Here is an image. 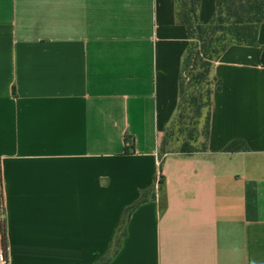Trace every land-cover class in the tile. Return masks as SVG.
Returning <instances> with one entry per match:
<instances>
[{"label":"crops","instance_id":"crops-1","mask_svg":"<svg viewBox=\"0 0 264 264\" xmlns=\"http://www.w3.org/2000/svg\"><path fill=\"white\" fill-rule=\"evenodd\" d=\"M189 42L175 0H0L7 264L97 262L151 188L108 264H264V20L212 67L208 150L163 157Z\"/></svg>","mask_w":264,"mask_h":264},{"label":"trees","instance_id":"trees-1","mask_svg":"<svg viewBox=\"0 0 264 264\" xmlns=\"http://www.w3.org/2000/svg\"><path fill=\"white\" fill-rule=\"evenodd\" d=\"M177 21L184 25L190 40L183 57L179 78V104L175 117L165 128L160 144L163 157L171 153L193 155L208 150L212 115V97L216 79L211 75L215 61L233 45H257L258 32L264 20V0H217L213 18L208 23L199 19L201 0H175ZM264 62V50H263ZM129 142V140H127ZM131 143L127 150L131 149ZM243 140H233L225 152L247 151ZM165 178H159V190L164 191ZM153 188L141 192L139 198L125 209L113 244L108 252L93 264H108L118 253L127 234V224L133 210L150 199H155ZM0 201L4 202L0 170ZM2 232V247L7 239Z\"/></svg>","mask_w":264,"mask_h":264},{"label":"built area","instance_id":"built-area-1","mask_svg":"<svg viewBox=\"0 0 264 264\" xmlns=\"http://www.w3.org/2000/svg\"><path fill=\"white\" fill-rule=\"evenodd\" d=\"M159 184V179L157 180V185ZM4 202L0 201V218L4 216ZM0 264H7L6 255L3 249L0 250Z\"/></svg>","mask_w":264,"mask_h":264}]
</instances>
